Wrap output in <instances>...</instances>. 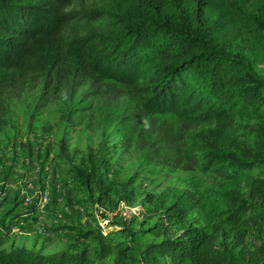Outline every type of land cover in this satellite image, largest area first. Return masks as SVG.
I'll list each match as a JSON object with an SVG mask.
<instances>
[{"label": "trees", "instance_id": "16d2710c", "mask_svg": "<svg viewBox=\"0 0 264 264\" xmlns=\"http://www.w3.org/2000/svg\"><path fill=\"white\" fill-rule=\"evenodd\" d=\"M249 37L264 42V0H0V125L28 89L39 92L36 112L54 99L69 120L98 99V120L113 121L126 142L138 139L148 163L172 154L182 159L177 167L184 160L186 169L248 187L246 196L220 192L219 223L210 225L190 218L197 206L186 193L151 197L159 219L147 231L156 240L140 252L90 230L79 241L95 242L94 251L0 249V264H264V209L252 203L264 202V76L235 51ZM156 114L200 130L155 122L147 136L143 125ZM59 155L101 213L128 200L130 182L116 190L104 153L89 149L75 162L62 147ZM37 210L12 226L4 218L0 232Z\"/></svg>", "mask_w": 264, "mask_h": 264}, {"label": "rangeland", "instance_id": "374dc122", "mask_svg": "<svg viewBox=\"0 0 264 264\" xmlns=\"http://www.w3.org/2000/svg\"><path fill=\"white\" fill-rule=\"evenodd\" d=\"M235 51L264 76V42L249 37L240 41ZM38 93L28 89L13 100L9 116L0 125V222L6 218L5 222L12 226L19 213L38 207L36 218L17 228L1 225L0 249L25 247L49 255L79 244L94 251L97 248L95 242L79 241L81 233L92 230L108 235L106 241L131 243L140 252L146 244L156 240L147 231L159 219L154 202L149 200L151 197H155L156 202L167 191L186 193L197 206L190 218L210 225L219 223L214 215L222 209L220 192L238 188L247 195L246 180L231 182L212 173H202L195 167L186 169L188 163L184 160L177 167L182 159L172 154L148 163L138 139L126 142L113 121L101 123L98 120V99L92 101L91 110L73 114L69 120L59 111V104L54 99L46 108L36 112ZM153 117L155 121L148 120L143 125L148 131L147 136L155 122L158 127L162 123H172L183 132L200 130L195 126H184L172 114ZM242 136L251 141L247 133ZM62 147H66L75 162L89 149L104 153L109 159L108 177L116 183V190L122 193V183L130 182L128 200H121L114 212L101 205L104 214L101 213L90 194L80 188L69 173V164L59 155ZM44 192L49 193L50 202L39 211L38 204ZM252 203L264 209L263 201ZM16 204L19 205L15 212L8 216ZM102 220H107L108 224ZM124 225L137 233L134 236L121 233ZM254 236L247 240L252 248L258 241Z\"/></svg>", "mask_w": 264, "mask_h": 264}, {"label": "built area", "instance_id": "2783aa9c", "mask_svg": "<svg viewBox=\"0 0 264 264\" xmlns=\"http://www.w3.org/2000/svg\"><path fill=\"white\" fill-rule=\"evenodd\" d=\"M50 202V196L48 192H44L41 195L40 201H39V211H42Z\"/></svg>", "mask_w": 264, "mask_h": 264}]
</instances>
